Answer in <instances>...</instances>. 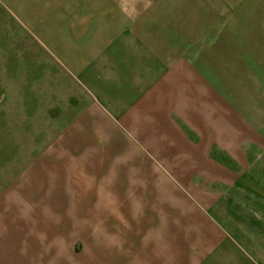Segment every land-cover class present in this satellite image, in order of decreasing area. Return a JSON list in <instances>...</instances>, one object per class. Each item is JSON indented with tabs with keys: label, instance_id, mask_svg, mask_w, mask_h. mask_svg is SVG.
I'll return each instance as SVG.
<instances>
[{
	"label": "rangeland",
	"instance_id": "374dc122",
	"mask_svg": "<svg viewBox=\"0 0 264 264\" xmlns=\"http://www.w3.org/2000/svg\"><path fill=\"white\" fill-rule=\"evenodd\" d=\"M138 4L136 14L144 20L137 25L170 36L175 51L148 60L143 54L151 52L139 54L137 66L147 70L153 60L159 73L153 86L141 85L143 93L127 99L125 119L135 135L124 134L143 149L161 185L175 178L176 189L186 194L189 178L196 186L208 183L197 182L196 175L219 184L221 178L209 177L213 163L217 170H232L231 188L238 189V182L254 185L234 195L240 200L237 236L222 227L226 240L206 260L264 264V0H0V264H23L30 253L31 264H45L42 243H61L62 237L70 243L69 234H50L57 228L59 204L41 202L39 180L32 181L36 193L26 192L23 184L43 153L57 147L61 131L84 129L80 120L95 92L80 77L96 53V35L114 36L111 20ZM127 56L124 62L132 64L134 54ZM102 107L112 112L109 105ZM79 143L74 147L85 146L80 151L88 153L84 164L103 174L104 156L97 157L101 164L88 159L92 150H103V139ZM193 168L197 171L190 172ZM49 172L55 175L54 163ZM46 215H53L52 224H45ZM60 260L72 264L70 258Z\"/></svg>",
	"mask_w": 264,
	"mask_h": 264
},
{
	"label": "crops",
	"instance_id": "0c3cea01",
	"mask_svg": "<svg viewBox=\"0 0 264 264\" xmlns=\"http://www.w3.org/2000/svg\"><path fill=\"white\" fill-rule=\"evenodd\" d=\"M138 6L127 13L122 11L121 19L111 20L116 29L114 36L102 35L104 31L96 35L92 49L96 53L90 56L83 77L79 76L95 92V100L88 102L80 120L84 129L61 131L57 147L43 153L27 176L29 182L23 184L29 193H36L39 186L36 195L42 203L59 204L54 217L56 226L53 225L57 228H52L50 234L71 235L70 243L63 242L62 237L61 243L41 244L45 253L40 260H45V264H61L60 259L66 257L72 264H207L208 254L218 250L217 246L226 240L221 237L223 228L238 234L240 200L234 195L251 185L238 182V189L231 188L236 181L232 170H217L214 163L208 166V173L211 181L214 176L221 178L219 184L195 173L192 179L196 175L197 182L208 183L196 186L189 178L184 187L186 194L176 189L175 178H166L161 185L160 175L144 156L143 149L134 143V138L124 134V130H131L135 135L125 119L129 112L127 99L142 94L141 85L153 86L154 75L159 73V62L153 60L145 64L149 66L147 70L137 66L139 54L151 52L143 54L148 60L155 55L159 59L160 51H175L170 36L155 35L149 24L137 25L144 20L141 14H136L142 7ZM129 53L134 54L132 64L124 62ZM167 57H174V52ZM107 72L115 73L107 76ZM136 75L141 78L137 79ZM104 105H109L112 112L102 109ZM99 123L103 126L98 129ZM92 136L102 138L104 147L92 150L93 156L88 159L93 161L99 154L103 155V163L97 158L103 164V174L99 170L95 174L89 164H84L88 153L79 147L85 146L74 147L75 142L83 144L84 138L89 141ZM108 137L112 140L106 141ZM123 144L128 148H123ZM51 163L55 164L54 176L49 172ZM82 170L88 174L81 173ZM196 171L193 168L190 172ZM33 179L41 184L35 187ZM81 203L87 205L80 207ZM9 214L6 212L10 219ZM52 216H45V224L53 223ZM6 240L9 242V234ZM77 242L83 249H76ZM24 256L23 264H31V253Z\"/></svg>",
	"mask_w": 264,
	"mask_h": 264
}]
</instances>
